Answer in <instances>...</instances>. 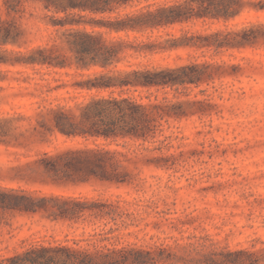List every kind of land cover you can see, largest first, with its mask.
<instances>
[{"label":"rangeland","instance_id":"1","mask_svg":"<svg viewBox=\"0 0 264 264\" xmlns=\"http://www.w3.org/2000/svg\"><path fill=\"white\" fill-rule=\"evenodd\" d=\"M79 1L0 0V185L46 198L0 210V258L264 264V0ZM78 33L110 60L89 63ZM181 66L171 85L133 72ZM100 99L128 103L108 136L86 108Z\"/></svg>","mask_w":264,"mask_h":264},{"label":"trees","instance_id":"2","mask_svg":"<svg viewBox=\"0 0 264 264\" xmlns=\"http://www.w3.org/2000/svg\"><path fill=\"white\" fill-rule=\"evenodd\" d=\"M112 0H80L76 2L79 6H89L96 10H106L111 5ZM159 12V11H157ZM156 14V13H149ZM171 17H166L164 20H169ZM160 21V20H156ZM155 23V22H150ZM87 38V40H75L72 41V45L75 50L82 56H88L89 63L101 62L105 63L110 60L111 53L110 48L104 46L103 50L101 46L95 42V40L85 33H78ZM0 39H6V36ZM186 70V67L167 68L160 71H133L135 74H142L145 77L137 80L142 85H171L175 83H184L191 80V77L187 74H181ZM122 104H128L123 100L116 99H100L93 103H90L86 108H93V123H100V126L96 128L95 135L102 134L108 136L114 134V125L116 116H130L128 110L121 106ZM68 119L67 116L64 115ZM59 128L66 134L76 133L73 122H63V126L58 124ZM123 132L134 133L135 125L133 123H127ZM51 164H56L54 159L50 161ZM46 198L43 196H37L30 191L23 188H15L0 185V210H19V211H31L35 212L42 206L40 202ZM63 251V256L58 255L56 250L47 247L29 248L22 252L15 253L8 257L0 258V264H120L122 261H127L128 256L120 255V253L110 252H96L95 254L70 250L63 247L59 249ZM136 255H141V251H132ZM117 254V255H115ZM231 255V253H230ZM135 264L140 261L138 258L130 259Z\"/></svg>","mask_w":264,"mask_h":264}]
</instances>
